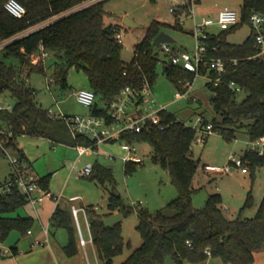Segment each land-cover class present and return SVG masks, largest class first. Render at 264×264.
Here are the masks:
<instances>
[{
	"label": "trees",
	"instance_id": "1",
	"mask_svg": "<svg viewBox=\"0 0 264 264\" xmlns=\"http://www.w3.org/2000/svg\"><path fill=\"white\" fill-rule=\"evenodd\" d=\"M8 1L0 0V43L52 20L0 50V96L7 92L15 100L12 111L0 110V120L13 131L14 138L8 148L21 162L28 160L18 150L15 141L24 135L50 139L56 144L93 146L97 149L95 142L89 138L82 135L73 138L60 119L50 118L47 110L38 104L35 90L27 83L32 72L45 74L47 63L41 61L34 65L33 57L41 56L42 50L55 54V77L63 89L68 86V70H83L89 81L88 89L96 95L95 104L87 114L109 119L111 103L126 87L141 89L145 82L154 87L159 63L153 43L157 35L166 28L183 30L177 23L170 26L153 21L141 42L135 46L134 58L130 63H125L122 60L124 46L116 39L117 29L108 26V31L104 30L105 4L108 0H100L77 10L92 0H17L26 9L23 18H14L7 12L5 5ZM253 12L264 13V0H244L241 24L218 36L211 35L207 42L208 56L226 59L227 72L223 83L218 86L209 82L206 84L213 93V109L221 120H205V124H211L213 132L228 141L236 139L241 129L246 131L250 141L264 137V57L249 59L256 55L252 34L241 45L227 41L228 35L248 25ZM178 53L171 48L168 58ZM233 60H238V63L234 65ZM80 63L87 68L80 67ZM164 73L181 91L183 84L193 83L196 79L195 74L173 66L169 61L164 62ZM205 74L202 73L203 76ZM231 82H235L241 92L232 91L229 88ZM241 94H245V97L239 100ZM161 120L164 129L153 126L148 131L124 136L123 139L133 144H149L154 162L168 170L178 193L177 198L166 206L172 214L166 213L165 209L152 212L136 210L125 203L116 192L113 169L96 162L88 178L109 193V213L100 216L90 212L93 245L98 257L104 264H113L114 258L122 255L125 247H130L123 238L122 223L107 228L100 225V220L115 212L123 214L124 218L136 212L139 219L137 231L142 244L122 264H166L168 257H172L175 264H201L209 259H219L224 264H253L254 254L264 248V196L252 218L241 217L253 205L251 191L236 219H229L224 214L220 207L223 202L220 193L210 195L203 208H196L193 203V182L201 161L193 159L192 145L197 132L171 112H163ZM0 157L6 158L1 148ZM241 158L252 178L256 168L264 167V158L255 151L246 150ZM137 166L127 163L125 173L132 175ZM50 180L51 175L38 180L40 189L46 194ZM28 204L18 188H12L6 194L0 193L1 243L13 231L26 234L33 228L34 219L9 216ZM51 226L67 231L69 242L64 250L68 257H76L79 254L78 237L71 207L57 206L51 217ZM12 251L16 254L14 248Z\"/></svg>",
	"mask_w": 264,
	"mask_h": 264
},
{
	"label": "rangeland",
	"instance_id": "2",
	"mask_svg": "<svg viewBox=\"0 0 264 264\" xmlns=\"http://www.w3.org/2000/svg\"><path fill=\"white\" fill-rule=\"evenodd\" d=\"M180 1V0H179ZM244 0H197L195 6V15L197 21H202L203 18L215 19L214 11H218L225 7L241 12ZM176 4L175 0H108L105 4L107 12L105 16V26L110 24L119 29L122 34L121 43L124 46L122 52V60L125 63H130L134 58V48L143 39L147 27L155 20L167 22L169 24L177 23L183 27V30L166 28L164 31L168 33L176 43L171 44L180 53H192L195 50V39L191 34L193 28V20L189 18V14H183L184 21L181 24L175 18V15L170 12L172 5ZM131 18L139 24L137 28H128L124 25V19ZM40 27L37 25L35 28ZM211 35H220L224 31L219 26H213L208 29ZM251 36V28L245 24L231 33L227 37V41L231 44L241 45ZM155 53L159 60L157 67V78L153 87V93L158 102L163 106H168V111L173 113L179 120L184 121L188 126L194 127L197 125V120L203 116L206 120L212 121L214 118L221 120L217 116L211 99L213 93L207 88V77L199 76L195 79L191 88V94L186 98L177 101L179 93L176 86L169 80L164 73V62L169 61L168 53L155 47ZM57 61L55 54L51 53L47 58L46 73L32 72L29 75L28 86L35 90L36 101L44 109H54L55 112L62 110L68 115H85L87 108L79 105L75 101L74 92L80 89H88L89 81L83 70L71 68L67 73V88L63 89L61 84L56 81L55 67L53 64ZM27 71V70H26ZM26 71L25 74L26 75ZM28 72V71H27ZM53 78L54 83L47 84V79ZM245 94L239 95V100H242ZM14 106L15 100L9 93H4L0 96V106ZM203 134L197 132V138H201ZM238 137L228 141L219 133H212L204 136V144L196 142L192 145L193 159L200 160V167L195 175L193 187V203L198 209L205 206L208 197L214 192H220L223 197L221 209L231 219H236L240 214L241 208L244 206L248 193L251 191L253 196V205L246 209L241 217L252 218L255 216L258 207L264 196V167L256 168L255 175L252 178L251 174L242 175L241 172L233 174H212L211 176L204 172V165L215 167V169H223L230 165L232 157H241L244 151L248 148L250 139L244 129L238 131ZM18 144L27 154L28 158L34 166V170L39 176L53 175L56 176L54 190L52 193L61 192L63 184L62 174L64 168L54 172V168L64 158V148L60 145L53 147L52 144L40 138L30 136L18 137ZM137 156L144 160L143 164H139L132 175L125 173V164L118 152L121 151L120 143H106L99 147V153L91 152L80 159L77 164L76 173L79 175L76 180H73L67 188L66 196L73 194H86L89 191H98L99 199L93 204L98 211L105 210V200L109 193H105L103 188L95 181L82 175V171L89 164L93 165L98 162L102 165L111 167L114 172L116 181V192L128 205L133 206L136 210L156 211L165 209V212L172 214V211L166 208L167 204L177 198L178 193L176 187L172 184L170 174L167 169L162 167L158 162L153 160V150L147 143H141L137 146ZM70 150V149H69ZM77 150H70L69 159L75 160ZM124 151V150H123ZM74 155V156H72ZM110 156L116 158L111 159ZM26 162V161H25ZM70 168V167H68ZM10 164L7 158L0 157V184L9 178ZM81 171V172H80ZM61 183V184H60ZM62 186V187H61ZM56 195V194H55ZM77 206V205H76ZM19 212L28 215L32 213L29 205L19 209ZM17 214V213H16ZM82 228L84 237L89 240V235L86 229L85 221L81 216ZM139 223L137 213L124 218L122 222V234L126 244L130 247H125L122 255L117 256L113 260V264H122L134 250L142 244V238L137 231ZM59 236L66 234V230L59 229ZM80 255L75 262L82 264H104L98 257L97 249L94 245L88 244L86 248L79 245ZM10 258H1L0 261H11ZM213 264H222L213 262Z\"/></svg>",
	"mask_w": 264,
	"mask_h": 264
},
{
	"label": "built area",
	"instance_id": "3",
	"mask_svg": "<svg viewBox=\"0 0 264 264\" xmlns=\"http://www.w3.org/2000/svg\"><path fill=\"white\" fill-rule=\"evenodd\" d=\"M100 0H92L82 6L76 8L80 9L94 2ZM197 0H181L176 6L170 8V12L175 15V18L183 24L185 20L183 14L187 9L189 18L194 22L192 28V35L195 39V50L192 53L184 52L171 56V65L180 67L190 73L195 74L196 78L206 74L209 83H213L215 86L223 83V77L227 72V60L224 58H210L208 56L207 42L211 34L208 29L213 26H219L222 31H227L241 24L242 14L234 9L225 7L223 8L216 19L203 18L202 21H197L195 15V6ZM185 8V9H184ZM5 9L14 18H23L26 15L25 7L17 0H9ZM51 21L39 25L38 28H32L27 32L15 36L11 39L5 40L0 43V50L6 45L10 44L14 40L20 39L29 33L38 30L39 28L48 25ZM248 25L251 28V34L255 39L256 55L249 57V59L263 58L264 57V13L253 12L249 17ZM116 39L121 42L122 34L119 29L116 30ZM162 50L168 54L171 53V48L168 44L162 45ZM49 53L42 50V55L33 57L32 63L34 65L39 64L41 61L46 63ZM233 64H237L238 60H233ZM54 83V79H47V84ZM194 83V82H193ZM193 83L186 82L183 84V90H178L177 100L186 98L191 91ZM229 88L234 92H241V88L236 85L235 82L229 84ZM76 102L84 108L90 109L93 107L96 101L95 93L90 89H80L74 93ZM13 106L7 107L0 106V110L12 111ZM163 112H169L168 106L161 105L153 93V88L145 82L141 89L133 87H126L122 93L111 103L108 111L109 119L105 117L93 116L90 114L85 115H68L62 110L55 112L50 108L47 110V115L50 118L60 119L67 127L69 134L76 138L77 135H82L95 142V146L106 143H120L122 150L125 151V155L121 157L122 161L126 165L127 163L143 164L144 160L137 156L138 148L135 144L123 139L124 136L140 134L144 131H148L153 126H160L164 129L165 126L161 124V114ZM203 117H199L197 125L192 127L196 132L203 135H211L213 132L211 124H205ZM196 140L199 144H204V136ZM14 138L13 131L0 120V148L4 150L6 158L9 161L12 177L9 181L5 182L0 187V193L6 194L11 191L12 188H18L24 195L27 201L35 207L40 201L46 197V193L42 197H36V193L40 190L38 185V179L29 173L28 168L24 162H21L18 156L13 154L8 148L9 142ZM80 156L87 155L96 151L93 146L77 145L75 147ZM248 150L255 151L260 157L264 158V137H261L255 141L248 143ZM114 159L115 156H110ZM93 165L89 164L82 171V175L89 177L92 174ZM223 174H232L234 172H241L242 174H248L249 169L245 165L241 157H232L230 165L220 171ZM97 212V207L87 206H71V213L73 222L76 228L79 245L86 248L88 244L93 245V238L91 232L90 212ZM81 216L83 217L86 225V229L89 235V240L84 237L82 228ZM30 233V231H29ZM0 256L12 257L14 253L11 248L0 242Z\"/></svg>",
	"mask_w": 264,
	"mask_h": 264
},
{
	"label": "crops",
	"instance_id": "4",
	"mask_svg": "<svg viewBox=\"0 0 264 264\" xmlns=\"http://www.w3.org/2000/svg\"><path fill=\"white\" fill-rule=\"evenodd\" d=\"M175 2H176V4H174L172 6L178 5V3L181 2V0L180 1L175 0ZM221 10L222 9H220L218 11H214L215 19L218 17V14ZM155 21H158V20H155ZM159 22H161V21H159ZM161 23H164V24H167L170 26H174V24H175V23L169 24L167 22H161ZM109 26H112V25L110 24ZM191 34H192V30H191ZM190 94H191V91H190ZM75 101H76V99H75ZM87 113H88V111L85 114H87ZM201 117H203V116H201ZM34 138H40L43 140H47L52 144L53 147H55V146L57 147L58 145H60L64 148V158H63V160L60 159L54 168V172L59 171L61 169V167L64 168L62 171V174L59 175L62 178L61 183L63 184V187L61 186L62 187L61 192L59 191V192L55 193L56 195L52 193V190H54V183H55V180L57 178L56 176H58V175H53L51 180H50L48 194L46 195V197H44L43 200L40 201L35 207H33L30 203L28 204L32 209V213H30L28 215H24V214L20 213L18 210L15 213L9 215L10 217H13V218H16V217L32 218V219H34L35 223H34L33 228L30 230V233H29V231L26 234H21L18 231L11 232L9 237L4 241V245L11 248V249L14 248L16 250V254H14V256L11 257L12 258L11 261H7V262L0 261V264H82L81 262L78 263V262L74 261L80 255L79 246H78L79 254L76 257L70 258L67 256L64 248L69 242V234L66 233V234H61L59 236V233H58L59 229H55L51 226V217H52L57 206H60L61 208H70L72 205L93 207L94 206L93 204L96 203L94 196L97 200L99 199L98 191H95V192L93 191L91 193H89V191H88V192H86V194H73V195L66 196L67 188L70 185V183L79 177V175L76 173L77 164H78V162H80V159L85 157L86 155L80 156L78 154V152L76 151L78 156L76 157L75 160L71 161L69 159V153H70V150H74L75 147L70 146V145L65 144V143H57L56 144L52 140L46 139V138H41V137H34ZM15 143L17 145L18 150L22 151L24 153V155L26 156V159L28 160V162H26V163L24 162V163H25V166L28 168L29 173H31L38 180L40 178H43L42 176H39L36 173V170H34V166H33L32 162L30 161V159L28 158V156L24 152V150L21 148V146L18 144V138L16 139ZM103 145L104 144L99 145L97 147L96 151H94L95 152L94 154H98L99 153V147L103 146ZM135 145L138 146L140 144L137 143ZM246 150H248V148ZM125 154H126L125 151H123L121 148V151L118 152V154H117L118 156H116V157H123ZM72 156H74V155H72ZM68 167H70V168H68ZM203 168H204L203 169L204 172H206L210 176L213 173L214 174L217 173V174L227 175V174L221 173L220 168L215 169V167H212L209 165H204ZM11 172L12 171L10 169L9 178L6 179L3 183H1L0 187L5 182L10 180ZM249 174H251V173L249 172L248 174H242V175L245 176V175H249ZM49 175H52V174H49ZM103 190L105 191V193H108L106 189L103 188ZM44 192L45 191H42L40 189L36 193L35 196L36 197H42ZM215 193H220V192H214L213 194H215ZM108 199H109V194H108V196H106L105 210L103 212H100V210L97 211L96 212L97 215L104 216V215H107L109 213V210L107 208ZM117 213L118 212H115L114 214H117ZM224 214L226 215L225 212H224ZM229 219H231V218H229ZM7 258H10V257H7ZM213 262L222 263V261L219 259H209L206 262H203L201 264H213ZM222 264H224V263H222ZM253 264H264V248L262 251L256 252L254 254V263Z\"/></svg>",
	"mask_w": 264,
	"mask_h": 264
},
{
	"label": "water",
	"instance_id": "5",
	"mask_svg": "<svg viewBox=\"0 0 264 264\" xmlns=\"http://www.w3.org/2000/svg\"><path fill=\"white\" fill-rule=\"evenodd\" d=\"M124 25L128 28L139 27V24L136 23L135 21H133L129 17H126L124 19ZM104 30L108 31V26H106L104 28ZM175 42L176 41L168 33H166L165 31H162L157 35V37L154 39L153 43H154L155 47L162 49L163 44L171 45V44H174ZM171 63H172V61H171V59H169V64H171ZM80 67H82L84 69L87 68V66L84 63H80ZM123 219H124L123 214L117 213L114 215H110V216L104 218L103 220H100V225L102 227H107V228L115 227V226L119 225L123 221ZM166 264H175L172 260V257L167 258Z\"/></svg>",
	"mask_w": 264,
	"mask_h": 264
}]
</instances>
